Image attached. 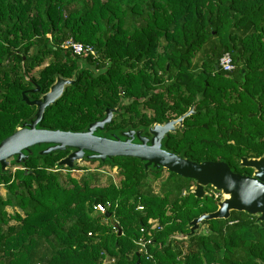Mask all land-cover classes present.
<instances>
[{
    "label": "trees",
    "instance_id": "obj_1",
    "mask_svg": "<svg viewBox=\"0 0 264 264\" xmlns=\"http://www.w3.org/2000/svg\"><path fill=\"white\" fill-rule=\"evenodd\" d=\"M69 40L92 46L98 58L64 50ZM225 55L231 73L220 67ZM81 64L78 82L46 110L39 129L83 131L117 108L120 96L129 103L106 133L148 128L184 115L200 96L184 130L168 136V150L231 166L264 155V0H0V143L36 112L23 102L27 78L41 87L30 95L39 99L56 76L72 79ZM67 154L36 153L13 166L15 173L0 172L8 195L0 196V264H204L196 238L169 244L210 210L182 196L193 181L113 158L98 163L119 170L121 187L93 185L89 177L69 178L67 186L55 167ZM150 172L163 178L160 194L147 184ZM100 204H111V217L94 215ZM149 221L159 227L151 230ZM240 234L236 245L249 238ZM142 239L151 241L149 254L140 253ZM205 249L210 260L219 251ZM225 259L220 263L256 264Z\"/></svg>",
    "mask_w": 264,
    "mask_h": 264
},
{
    "label": "water",
    "instance_id": "obj_2",
    "mask_svg": "<svg viewBox=\"0 0 264 264\" xmlns=\"http://www.w3.org/2000/svg\"><path fill=\"white\" fill-rule=\"evenodd\" d=\"M85 69L86 65L81 64L74 72L73 79L56 76L49 91L34 100L30 95L39 94L41 87L27 78L31 88L22 93L23 102L36 107V112L0 143L2 174L8 173L12 166L26 164L36 153L38 156L47 157L56 152H68L65 158L55 164L56 169L68 171L76 170L77 164L82 161L104 163L113 158H133L143 164L146 173L150 170H166L180 178L193 181L195 187L191 194L198 200L208 195V188L222 194L215 213L200 216L189 224L190 236L196 233L202 221L228 219L232 212L257 217L258 223L264 221V155L259 158H241L240 166L254 171L253 175L249 176L234 173L226 161L198 163L185 158L184 153L178 155L166 148L168 136L174 134L177 129L184 130V120L196 114L195 107L200 96L189 111L178 119L156 123L148 128L128 127L106 133L107 125L121 113L120 104L114 109L106 108L100 121L89 124L80 132L39 129L46 110L62 98L67 87L76 85L79 72ZM114 225L118 228V224ZM121 234L120 229L119 235ZM182 238V235L174 237L178 241Z\"/></svg>",
    "mask_w": 264,
    "mask_h": 264
},
{
    "label": "flooded vegetation",
    "instance_id": "obj_3",
    "mask_svg": "<svg viewBox=\"0 0 264 264\" xmlns=\"http://www.w3.org/2000/svg\"><path fill=\"white\" fill-rule=\"evenodd\" d=\"M121 95H123V93H121ZM120 98L121 99L119 102L120 104H122V107L127 106L128 101L127 100L124 101V99L121 96ZM120 112L121 113L117 115L114 119H117L120 116L124 115L125 111L120 110ZM179 117L173 115V117H171V119H168L167 121L175 120L178 119ZM179 131L181 130L177 129V131L172 135H177ZM186 158L191 159L189 157ZM240 165H241V159L236 164V166H231V165L229 166L232 169V171H234V173L241 175H249V176L253 175L254 173L253 170L248 168H242ZM194 187L195 184L193 183V185L188 190L186 189L183 190L182 196L188 197L192 195L191 190ZM207 191H208V195L204 199L198 200L195 197L197 199L196 201L199 202V206L201 209H205L207 207L210 209L202 213L200 216L210 215L215 213L218 210V202L222 198V194L217 192L215 189L208 188ZM190 232H191L190 229H186V232L179 233L178 235L183 236L180 242H185L188 245H190L189 243L190 240L196 238L199 241L200 246L201 245L203 246V248L201 247V251H199V256L203 260L204 264H221L220 261L221 260L226 261L225 259L226 257H229V259H231V261L233 262L245 263L252 260L256 264H264V221L258 223L257 217L249 216V218L247 219L242 215L240 216L237 215L236 212H232L228 219L202 221L200 223V228L196 231V233L193 236H190ZM240 232H242L245 236L249 238L247 239L248 241L247 240L240 241L239 244L236 245V243H234L237 242L236 233L240 234ZM253 235H255V239H254L255 241H253L252 244L251 242L253 240L252 238ZM174 237L175 236H173L169 240V244H172L171 241L175 240ZM185 247H187V245ZM205 247H210V248L212 247L215 248L216 250H219L217 256L215 255L214 258L212 257L213 260H210L206 257L209 253L206 251ZM229 249H233L234 251L232 253H229L228 252ZM184 250H185L184 255H186L188 253V249L185 248ZM254 256H256V258ZM238 257L241 260H238Z\"/></svg>",
    "mask_w": 264,
    "mask_h": 264
},
{
    "label": "rangeland",
    "instance_id": "obj_4",
    "mask_svg": "<svg viewBox=\"0 0 264 264\" xmlns=\"http://www.w3.org/2000/svg\"><path fill=\"white\" fill-rule=\"evenodd\" d=\"M38 71L39 69H35ZM33 74H35V72ZM95 74H99L98 71H95ZM126 103V102H125ZM129 103V102H127ZM148 114H151V112H148ZM76 170L73 171H68L66 169H62L59 173L60 175V182L63 185L70 186V184L67 182L69 178H73L74 180L79 181L83 177H89L92 179V184L93 185H98L101 187H106L108 185H114L116 187H121L123 178L119 174V170L117 168L110 169L108 167H102L99 165L98 162H88V161H82L77 164ZM9 170H12L13 173H15L16 170H19L18 168H13L10 167ZM163 177L166 178L168 176V172L165 170L162 172ZM163 178L161 176H156L153 175L151 172L149 173L148 176V182L147 184L151 187L153 190L154 194H160V185L162 182ZM0 196H2L4 199H7V191L4 185L0 186ZM112 207H110L111 209ZM7 212L10 215H14L17 213L22 214V212L16 208V207H8ZM94 215H97L95 212ZM11 224H15L12 222ZM115 224V222H114ZM105 264H108L107 260L105 261Z\"/></svg>",
    "mask_w": 264,
    "mask_h": 264
},
{
    "label": "built area",
    "instance_id": "obj_5",
    "mask_svg": "<svg viewBox=\"0 0 264 264\" xmlns=\"http://www.w3.org/2000/svg\"><path fill=\"white\" fill-rule=\"evenodd\" d=\"M63 49L64 50H68L71 52V54H73L74 56H79V57H88V56H92L94 59L98 58V55L95 51V49L90 46V45H83L80 43H76L73 40H69L67 41L64 45H63ZM220 67L222 68V70L226 73H231L234 71L235 66L232 62V59L230 57V55H225L223 56V58L220 61ZM111 207V204H107V205H97L94 210L96 213H101V214H109V209ZM139 210H143V207H139ZM111 217V215H110ZM114 218V217H113ZM114 222L116 224L117 221L114 219ZM149 225L151 226V230H155L157 227H159V225H157L156 222L154 221H149ZM143 232L145 231V229L143 228L142 230ZM149 235H151V233L149 232ZM151 241H147L144 242L143 239L140 240V242H138V246L140 247V253L144 252L145 254H149L148 252V248H147V244H150Z\"/></svg>",
    "mask_w": 264,
    "mask_h": 264
}]
</instances>
